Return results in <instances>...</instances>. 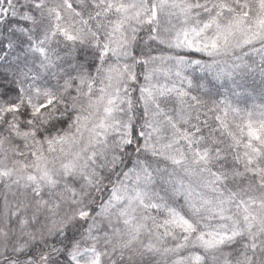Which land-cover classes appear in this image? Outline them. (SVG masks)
<instances>
[{
	"label": "snow or ice",
	"instance_id": "6c2138e0",
	"mask_svg": "<svg viewBox=\"0 0 264 264\" xmlns=\"http://www.w3.org/2000/svg\"><path fill=\"white\" fill-rule=\"evenodd\" d=\"M0 264H264V0H0Z\"/></svg>",
	"mask_w": 264,
	"mask_h": 264
}]
</instances>
